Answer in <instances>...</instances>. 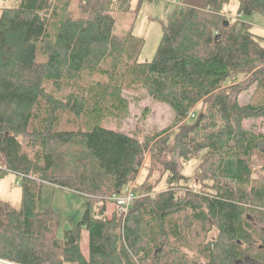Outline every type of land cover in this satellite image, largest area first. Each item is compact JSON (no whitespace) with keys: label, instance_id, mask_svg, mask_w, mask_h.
<instances>
[{"label":"trees","instance_id":"obj_1","mask_svg":"<svg viewBox=\"0 0 264 264\" xmlns=\"http://www.w3.org/2000/svg\"><path fill=\"white\" fill-rule=\"evenodd\" d=\"M230 1L180 0L147 61L142 37L115 32L112 12L127 0H17L2 8L0 178L19 174L23 190L19 208L0 199L1 259L264 264V173L252 179L264 133L246 125L264 118V35L244 20L264 15V0H237L233 19ZM130 89L172 108V139L169 127L141 141L105 124L128 116ZM148 152L155 162L172 156L162 186L132 184ZM193 159L191 176L184 168ZM45 183L87 198L62 236L59 214L40 206ZM127 187L138 197L124 213L115 198Z\"/></svg>","mask_w":264,"mask_h":264},{"label":"rangeland","instance_id":"obj_2","mask_svg":"<svg viewBox=\"0 0 264 264\" xmlns=\"http://www.w3.org/2000/svg\"><path fill=\"white\" fill-rule=\"evenodd\" d=\"M127 1L131 3L130 6H124L122 3L119 9L112 12L117 19L115 32L126 34L132 31L134 35L142 37L144 46L140 54V61L151 60L162 39L164 25L169 22L180 0ZM16 2L17 0H0V14L4 6H13ZM237 5V0H231L230 4L226 6L227 18L233 19L235 17ZM244 20L250 23L255 33L264 35V15L262 13L254 12L244 15ZM254 89L255 86H251L246 92L242 93L240 101L244 104L248 103ZM125 96L130 101L128 116L123 119L107 120L105 124L108 127L136 135L141 141H145L157 132L164 131L169 127V139L174 137L178 127L174 125L175 113L168 104L155 101L145 91L138 93L131 89L125 90ZM250 123H255L254 131L264 133L263 117L252 118L246 122V125L250 126ZM171 158L172 156L167 152L160 160L155 162L152 154L148 152L140 170V176L132 184L138 185L140 181L146 179L150 183L159 181V186H162L167 176L165 167L172 160ZM197 164L196 159L186 163L185 173L192 176ZM253 169L252 179H254V182L261 181L264 173L263 152L254 155ZM22 181V177L15 172L2 175L0 178V199L19 208L22 204ZM193 182L195 183V180ZM193 182L191 184H194ZM86 202L87 198L81 193L50 183L43 184L40 206L51 208L59 214V236H62L65 230L70 229L74 223L82 218ZM82 247L85 251L89 249V233L86 229L83 231Z\"/></svg>","mask_w":264,"mask_h":264},{"label":"built area","instance_id":"obj_3","mask_svg":"<svg viewBox=\"0 0 264 264\" xmlns=\"http://www.w3.org/2000/svg\"><path fill=\"white\" fill-rule=\"evenodd\" d=\"M195 113H191V116H194ZM138 197V194L133 190V187H127L123 193L116 196V202L118 207L125 213L127 212L134 204L135 199ZM0 264H19L12 261H6L0 258Z\"/></svg>","mask_w":264,"mask_h":264},{"label":"water","instance_id":"obj_4","mask_svg":"<svg viewBox=\"0 0 264 264\" xmlns=\"http://www.w3.org/2000/svg\"><path fill=\"white\" fill-rule=\"evenodd\" d=\"M228 24H229V20L226 19V25H228Z\"/></svg>","mask_w":264,"mask_h":264}]
</instances>
